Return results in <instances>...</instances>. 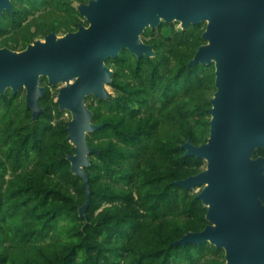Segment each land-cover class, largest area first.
Instances as JSON below:
<instances>
[{"label": "trees", "instance_id": "1", "mask_svg": "<svg viewBox=\"0 0 264 264\" xmlns=\"http://www.w3.org/2000/svg\"><path fill=\"white\" fill-rule=\"evenodd\" d=\"M76 1V2H75ZM11 0L0 16V47L22 50L50 32L87 24L78 10L87 0ZM76 4H75V3ZM164 21L142 35L154 55L123 49L106 59L113 71L105 99L88 95L95 149L84 167L90 188L73 173L51 84L38 99L36 119L25 90L0 93V264H222L224 251L208 241L175 244L208 223L207 207L174 181L205 168L182 144L207 140L213 62L190 64L204 44L205 23L176 27ZM90 99V100H89ZM89 101V102H87ZM68 111V110H66ZM254 156L264 155V147Z\"/></svg>", "mask_w": 264, "mask_h": 264}, {"label": "water", "instance_id": "2", "mask_svg": "<svg viewBox=\"0 0 264 264\" xmlns=\"http://www.w3.org/2000/svg\"><path fill=\"white\" fill-rule=\"evenodd\" d=\"M11 0H0L11 10ZM87 24L63 35L50 32L22 50L0 47V93L25 90L33 119L42 111L38 99L49 84L64 83L56 96L68 110L67 139L74 152L66 156L73 173L83 179L86 201L90 188L84 167L95 151L86 134L101 127L92 122L85 97L105 99L113 71L105 61L123 49L153 56L141 35L162 21L181 28L205 23L200 45L190 64L213 62L215 91L208 109L209 134L201 144L189 138L185 156L205 160V168L174 181L186 189L203 185L196 197L207 207L208 223L189 231L175 244L208 241L225 252L223 264H264V0H87L77 5Z\"/></svg>", "mask_w": 264, "mask_h": 264}, {"label": "rangeland", "instance_id": "3", "mask_svg": "<svg viewBox=\"0 0 264 264\" xmlns=\"http://www.w3.org/2000/svg\"><path fill=\"white\" fill-rule=\"evenodd\" d=\"M75 1V0H74ZM76 2V1H75ZM74 2V3H75ZM76 4V3H75ZM175 26L176 27H179L180 25H179V23H175ZM58 35H63L62 33H58ZM143 35V34H142ZM142 35H141V38H142ZM36 39H41V40H43V37H39V38H36ZM41 84L43 85V86H45L46 85V83L45 82H41ZM62 85H64V83H57V84H55V85H50L51 86V91H52V94L54 95V97L56 98V96H57V93H58V89L62 86ZM106 88H107V90L109 91V92H111V89L109 88V86H106ZM90 100V99H89ZM87 102H89V101H87ZM87 104V103H86ZM61 116H63V117H66L67 119H70V117H71V115H70V112L69 111H66V110H63L62 111V113H61ZM202 187H203V185H199V186H197V187H195V191L196 192H199L201 189H202Z\"/></svg>", "mask_w": 264, "mask_h": 264}, {"label": "flooded vegetation", "instance_id": "4", "mask_svg": "<svg viewBox=\"0 0 264 264\" xmlns=\"http://www.w3.org/2000/svg\"><path fill=\"white\" fill-rule=\"evenodd\" d=\"M259 156L264 157V155H257V156H254V155L252 154V157H253V158H256V157H259ZM214 246H215V245H214ZM221 249H222V248H221ZM223 251H224V250H223ZM224 255H225V252H224ZM224 261H225V259H224ZM223 263H224V262H223ZM223 263H222V264H223Z\"/></svg>", "mask_w": 264, "mask_h": 264}]
</instances>
